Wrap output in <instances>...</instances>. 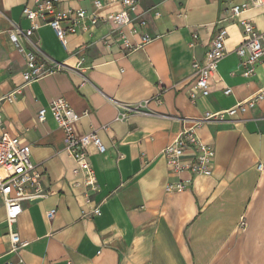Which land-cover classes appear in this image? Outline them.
Listing matches in <instances>:
<instances>
[{
  "label": "crops",
  "instance_id": "1",
  "mask_svg": "<svg viewBox=\"0 0 264 264\" xmlns=\"http://www.w3.org/2000/svg\"><path fill=\"white\" fill-rule=\"evenodd\" d=\"M34 1L0 0V131L30 146L46 196L22 203L12 228L27 244L17 252L10 251L0 198V264H264V170L257 169L264 165V102L235 117L201 121L205 112L227 110L264 87V56L247 78L235 51L244 37L229 8L245 0H140L153 40L132 52L118 43L104 45L112 24L102 20L122 10L121 0H55L58 11L94 12L99 20L87 33L67 35L66 48L44 25L12 42L13 31L29 29L22 10ZM95 1L101 9L95 10ZM240 18L264 33V6ZM220 28L228 34L227 53L209 80V95L192 101L193 62L204 60ZM124 31L130 43H140ZM21 47L64 69L26 83ZM79 50L84 64L76 68ZM59 97L79 115L73 135L94 132L106 147L103 154L89 147L94 191L74 173L64 131L48 110ZM42 108L45 119L39 121ZM189 129L214 148L210 176L166 166L162 151ZM191 160L187 151L181 163ZM186 180L182 192L165 191L167 184ZM94 207L99 215L91 213Z\"/></svg>",
  "mask_w": 264,
  "mask_h": 264
},
{
  "label": "built area",
  "instance_id": "2",
  "mask_svg": "<svg viewBox=\"0 0 264 264\" xmlns=\"http://www.w3.org/2000/svg\"><path fill=\"white\" fill-rule=\"evenodd\" d=\"M140 0H121L122 10L108 16L103 22L109 21L112 24L111 31L104 38V45L110 47L118 43L124 51L132 52L149 44L153 37L147 34L146 11L139 10ZM232 2V0H224ZM55 0H35L32 7H25L22 10L23 16L30 22V27L26 31H13L9 38L12 42L19 44V38H28L34 34L41 26H49L64 48H66V36L76 34L80 30L87 33L90 26L98 23V17L94 12L86 14L83 10L58 11ZM264 6V0H245L241 3L231 4L229 8L230 18H237L242 28L244 37L241 44L235 49L236 54L241 59L242 75L251 77L255 73V64L264 56V33H260L250 20L240 18L241 15L250 8ZM95 10L102 8L100 1L94 2ZM158 11L154 12V17H159ZM84 21L87 23L84 24ZM129 34L138 35L140 43L133 45L128 40L125 29ZM195 38V35H193ZM228 37L225 28H220L214 35L212 41L204 55L202 62H193L192 70L194 85L189 90V98L194 101L197 96L206 97L210 93L209 80L217 71L219 61L226 55L225 42ZM192 46V43H191ZM25 57V71L23 79L26 83L52 75L64 69V65L57 62H47L39 59L31 50L20 48ZM82 51L76 52L78 57L76 68H81L84 64ZM230 89H225L224 94L229 95ZM11 101L12 98H6ZM160 103L159 99H155ZM264 102V87L260 88L251 97L238 102L233 107L220 112H205L201 118L204 120H222L224 116L235 117L248 110L254 109L259 103ZM148 101L137 104L133 110H139L146 106ZM48 110L65 134L64 147L66 152L73 158L77 168L76 175L82 176V184L88 192L96 189L95 172L89 160V147L94 148L98 154L106 152V147L101 142L96 133L86 134L80 138L73 135L72 124L79 120V115L74 112L69 102L62 98H55L48 104ZM46 109L42 108L38 112V120L45 119ZM122 113L120 118L125 117ZM0 112V125H1ZM187 151L191 152L192 160L188 165L181 163V159ZM162 156L169 171L179 173L188 169L192 176H210L214 164L215 151L210 145L204 144L195 134L193 129L184 130L180 135L162 151ZM259 171L264 170V165H257ZM190 180L184 182H171L165 186L166 192H182L186 189ZM87 196V193L85 194ZM46 192L42 186V176L37 171L35 165L30 160V146L22 144L20 138L13 137L9 133L0 131V198L6 209V222L8 236L11 244V252H17L26 246V242L21 240L19 234L12 228L13 223L22 211V203L43 198ZM85 196V197H86ZM85 203H90L88 199ZM56 210H48L45 216L52 220ZM93 215H99L98 207L92 208ZM242 224V223H241ZM10 264V263H9Z\"/></svg>",
  "mask_w": 264,
  "mask_h": 264
}]
</instances>
